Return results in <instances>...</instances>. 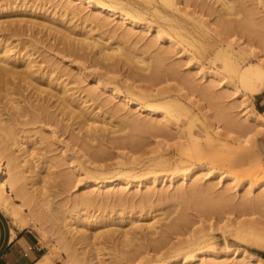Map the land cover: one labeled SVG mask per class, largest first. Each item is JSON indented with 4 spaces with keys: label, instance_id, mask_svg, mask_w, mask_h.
Listing matches in <instances>:
<instances>
[{
    "label": "rangeland",
    "instance_id": "374dc122",
    "mask_svg": "<svg viewBox=\"0 0 264 264\" xmlns=\"http://www.w3.org/2000/svg\"><path fill=\"white\" fill-rule=\"evenodd\" d=\"M234 1L223 31L217 0H0L1 45L51 87L66 83L77 108L75 118L73 105L19 78L0 100V149L19 172L15 186L78 264H264V116L238 71L264 59V0ZM94 38L121 45L116 59ZM158 100L172 103L174 118L153 111L163 110ZM185 171L199 175L183 180ZM109 179L122 181L93 186ZM0 206L27 223L1 196Z\"/></svg>",
    "mask_w": 264,
    "mask_h": 264
},
{
    "label": "bare ground",
    "instance_id": "6f19581e",
    "mask_svg": "<svg viewBox=\"0 0 264 264\" xmlns=\"http://www.w3.org/2000/svg\"><path fill=\"white\" fill-rule=\"evenodd\" d=\"M82 1H86V2H94L95 0H82ZM164 1V3L165 4H167L168 6H171V7H174V8H178V0H163ZM217 1H220L221 2V4H222V6H223V10H222V12H221V17L219 16V18H220V23H221V25L223 26V31H225V30H229V29H231L230 27V25H232L231 24V20L229 21V20H227V19H225V16L224 15H227V14H230L231 13V11H232V9L235 7V1L234 0H217ZM98 2V1H97ZM99 3H100V1H99ZM70 6V5H69ZM104 6V5H103ZM181 11V10H180ZM221 11V10H220ZM129 13L128 12H122L121 14H120V16H122V18H124V19H126V18H128L129 16ZM134 18V17H133ZM36 19V18H35ZM44 19V18H43ZM29 20V19H28ZM34 20V19H33ZM66 20V19H65ZM40 21V20H39ZM42 21V20H41ZM44 21V20H43ZM68 21V20H67ZM31 22L32 23H37V21H35V22H33L32 20H31ZM47 22V21H46ZM219 22V21H218ZM36 23H35V25H36ZM39 23V22H38ZM69 23V22H68ZM105 23V22H104ZM133 23V22H132ZM100 24V23H99ZM7 25V24H6ZM8 25H10V24H8ZM46 25V24H45ZM54 25V24H53ZM65 25V24H64ZM3 27V26H2ZM54 27V26H53ZM53 27H51V28H53ZM56 27V26H55ZM63 27V26H62ZM5 28V27H4ZM49 28H50V26H49ZM7 29H9L12 33H14L15 34V32L17 31V29H18V31H19V27H17L16 28V26H11V27H9V28H7ZM53 30V29H52ZM65 30V29H64ZM54 31H56L55 29H54ZM72 31H74V30H72ZM61 32V31H60ZM65 32V31H64ZM75 32V31H74ZM221 33H222V31H221ZM7 34V33H6ZM9 34V33H8ZM8 34H7V36H8ZM67 34H69L68 32H67ZM71 34V33H70ZM71 35H73V34H71ZM6 36V35H5ZM62 36V35H61ZM87 38L89 37V35L87 36V34L85 35ZM85 37V38H86ZM6 38V37H5ZM68 38V37H67ZM69 38H71V36H69ZM86 38V39H87ZM96 38V37H95ZM94 38V41L93 42H95L96 44H100V45H98L99 46V50L101 51V54L102 53H104V58L105 59H107V60H113V58H115V55H116V53H117V51H119L120 49H121V45H119L118 47H112V48H109V49H111V51H108V52H106L105 53V50H106V45L104 44V43H101V42H99V40H97V39H95ZM170 38H172V37H170ZM3 39L4 38H0V42L1 41H3ZM64 39H65V37H64ZM77 39V38H76ZM7 40V39H6ZM62 40H63V37H62ZM68 40H70V42H71V39H68ZM75 41V40H74ZM88 41V40H87ZM171 41V43H175V41L173 40V39H171L170 40ZM264 41V40H263ZM73 43V39H72V42H71V44ZM81 43H83V40H82V42H80V44ZM91 43V42H90ZM87 44H89L88 42H87ZM90 45V44H89ZM227 45L228 46H230L231 45V42H228L227 43ZM241 45V44H240ZM75 46V45H74ZM80 46V45H79ZM79 46H77V47H79ZM80 47H86L85 46V41H84V43L82 44V46H80ZM110 47V46H109ZM242 47V46H241ZM75 49H77L76 48V46H75ZM108 49V48H107ZM108 49V50H109ZM104 50V51H103ZM107 51V50H106ZM160 54H162V53H160ZM164 54V53H163ZM157 56H159L158 54H157ZM28 58H30V57H28ZM116 59V58H115ZM159 59H160V57H159ZM133 60V59H132ZM164 60V59H163ZM263 58L261 57V61L260 62H254V63H251V64H248V65H246V66H242V65H238V71H239V74H240V77H241V79H242V82L247 86V88H248V90L250 91V93H253V94H256L257 92H260V89L262 88V86H263V84H264V62H263ZM156 61V60H155ZM138 62H140V63H145V59L144 58H137V63ZM157 62H159V61H157ZM145 64H147V63H145ZM158 67V66H157ZM156 69V68H155ZM158 69L159 68H157V71H158ZM35 73H36V70L34 69V67H33V63L31 62V61H28V59H25L24 58V56L23 55H20V54H18V53H13V52H11V50H10V48L9 47H6V46H4V45H1V43H0V100H1V98L3 97V91H4V89H7V86L8 85H10V84H12V83H15L16 82V80H17V78H19V80L21 79V80H24L25 82L26 81H28V80H31V81H33V82H31V83H34V85L36 84V82H38L37 84H39V82L40 83H42V86H43V88H42V86H39V87H41L40 89V92L42 93V92H47L49 95H52V96H54V97H58L59 99H61L60 101H62V102H66V106H65V108L67 109L68 107L67 106H71V105H73L72 103V99L71 98H69L68 97V95H65V93H66V91H65V85H66V83L64 84V85H60V84H62V83H60L59 84V86H58V88H54V87H51L50 86V84L49 83H51L50 82V77L49 76H45V74H44V76H36L35 75ZM49 77V78H48ZM52 77V76H51ZM55 78V77H54ZM53 80H55V79H53ZM15 81V82H14ZM46 81V82H45ZM29 82V83H30ZM55 82V81H54ZM30 83V84H31ZM46 83V85L48 86L47 88H46V86L44 87V85L43 84H45ZM40 85V84H39ZM53 86H54V84H53ZM57 86V85H56ZM37 87V86H36ZM38 88V87H37ZM15 90H17V89H15ZM115 92H117V94H121L120 92H118V91H116V90H114ZM13 92H15L14 91V89H13ZM40 93V94H41ZM48 94H45V95H48ZM65 96H64V95ZM122 95V94H121ZM147 95H148V93H147ZM123 96V95H122ZM151 96V95H150ZM47 97V96H46ZM49 97V96H48ZM58 98H56V99H58ZM13 99V98H12ZM14 100V99H13ZM12 100V101H13ZM45 100V99H44ZM125 100L127 101V102H131V103H135V104H137L138 106H140V107H142V103L140 102V101H137V100H132V99H130V98H125ZM14 101H16V100H14ZM13 101V102H14ZM159 101V100H158ZM160 102V101H159ZM16 103V102H15ZM32 103V102H31ZM61 105H62V103H60ZM64 104V103H63ZM65 105V104H64ZM75 105V104H74ZM73 105V107L71 106L70 107V109L68 110V112L70 111L72 114H70L71 116H74L76 113L75 112H77V108H75L74 109V106ZM76 105H77V103H76ZM79 105V104H78ZM157 105L159 106V107H163V110H157V109H154L153 111H155V113H157V114H159V116H161V118L162 119H165V120H170V119H172V118H174L173 116H174V113L172 112L173 111V109H172V103L171 102H169V101H162V102H160V103H158L157 102ZM14 106L16 107V108H20L21 107V104H20V102L18 101L16 104H14ZM23 106V105H22ZM47 104L44 106L43 104L42 105H40V107H41V111H47ZM63 106V105H62ZM81 106V105H80ZM155 106V105H154ZM38 108V107H37ZM83 108V107H82ZM39 110V109H38ZM67 110H65V112H66ZM83 111V110H82ZM81 111V112H82ZM86 111V110H85ZM84 112V111H83ZM75 113V114H74ZM78 113H80L79 111H78ZM85 113H87V112H85ZM74 114V115H73ZM79 115V114H78ZM247 117H249V116H247ZM1 118V117H0ZM75 118H76V115H75ZM176 118V117H175ZM3 123V120L1 121V119H0V125L2 126V123ZM81 125H82V123H80ZM85 123L82 125V127L81 128H84L85 126ZM142 125V124H141ZM7 128H9V127H7ZM7 128H5V129H7ZM88 128V127H87ZM89 130V129H88ZM90 131V130H89ZM195 131V130H194ZM197 133V132H196ZM190 136H191V139H194V141H195V143L197 144V142H196V140H197V136H196V134L195 133H193V132H190ZM213 138V137H212ZM1 140V139H0ZM3 142V141H2ZM1 142V143H2ZM5 143H6V141H5ZM189 143V142H188ZM199 143V142H198ZM194 145V144H193ZM199 145V144H198ZM3 146V145H2ZM4 146H5V144H4ZM196 147H197V145H195ZM2 149H0V196H1V198H5V199H7L8 201H10L11 203H13L14 205H15V207H16V213H18L19 215H20V217L23 219V221L25 220V222L27 221V223H30L34 228H36V229H38L39 230V232L43 235V237L46 239V240H48L49 241V243H52L53 245H54V248L59 252L58 254H60V256H62V258L66 261V262H68V264H76L77 262H76V260H74L71 256V252L70 251H68L63 245H62V243L60 242V241H58L55 237H54V235H53V233H51V231L49 230V228L46 226V225H44L42 222H41V220L36 216V215H34L31 211H30V209H29V204L27 203V201H25L23 198H21V196H20V193L22 194V191H23V189H22V191H20V193H19V189H18V187H16L15 185H17V184H19L18 182H19V178H20V175H19V172L16 170V165L15 164H13L12 163V166H11V168L9 167L11 164H10V160L8 161L9 162V164H8V162L6 161V157L4 156V153H3V147H1ZM5 148H7V147H5ZM198 148H200V147H197V149H196V153H198V155H200V153L201 152H199V149ZM201 151V150H200ZM195 154V153H194ZM12 159H13V157H12ZM15 159V158H14ZM12 162H14V161H12ZM171 164V163H170ZM189 167H186V170L188 169ZM185 170V169H184ZM199 171H195V172H192V171H185V172H183L181 175H182V178H183V180H186L187 178H188V176L190 175V174H192V175H195V176H197V175H199V173H198ZM223 178V177H222ZM231 178V177H230ZM119 179V178H118ZM118 179H109V180H102V181H96V182H94L93 183V186H97V185H100V186H109V185H113V184H121L120 182L122 181V180H120V181H118V183H116V181L118 180ZM175 179V177H172L171 178V180H174ZM231 179H233V178H231ZM221 180V179H220ZM128 182H130V181H128ZM142 181H140V183H141ZM20 187V186H19ZM21 188V187H20ZM21 190V189H20ZM23 194H25L24 192H23ZM26 195V194H25ZM84 198H87V197H84ZM28 200H29V198H28ZM145 201V200H144ZM47 213V212H46ZM17 214V215H18ZM47 216V215H46ZM132 216V215H131ZM43 217V216H42ZM126 217H127V215H126ZM126 217H120L119 216V218H121V219H124V218H126ZM114 218V217H113ZM155 218V217H154ZM127 219V218H126ZM159 221V220H158ZM26 223V224H27ZM155 224H156V222H154ZM150 224V226H152L153 228H154V225L155 224ZM26 224H24V225H26ZM180 226V225H179ZM143 227V226H142ZM175 227H178V226H176L175 225ZM155 229V228H154ZM172 229V228H171ZM66 233H71L72 232V230L71 229H69V228H67L66 230ZM129 231V230H128ZM126 232L127 234L128 233H131V232ZM125 233V232H124ZM127 236H129V235H127ZM164 237V236H163ZM166 238V237H165ZM133 239V238H132ZM189 241V240H188ZM194 243V242H193ZM192 243V244H193ZM197 242L195 241V243L194 244H196ZM205 243V242H204ZM207 243V242H206ZM209 243V242H208ZM74 243L73 242H69L68 243V248H73L74 249V245H73ZM159 244V243H158ZM189 244V243H188ZM52 245V246H53ZM182 245V244H181ZM186 245V244H185ZM191 246V245H190ZM177 248V247H176ZM181 248V247H180ZM207 248H209V247H207ZM205 249V248H204ZM190 251H189V253L191 252V255H192V257L194 258L195 256H196V250L197 249H195V248H190L189 249ZM238 250V249H237ZM237 250H235V252L234 253H237V252H239V251H237ZM233 253V254H234ZM202 254H205V251H203L202 250ZM238 254V253H237ZM243 258H245V259H248V260H251V259H253L252 258V255H250V254H248V253H243ZM164 259V258H163ZM259 259H260V262H262V263H264V258L260 255L259 256ZM162 260V259H161ZM167 260H169V259H167ZM176 262H178V261H176V260H172V261H168V262H166V264H175ZM165 263V262H164ZM78 264V263H77ZM206 264V263H205ZM207 264H217V263H214L213 261L212 262H207ZM219 264V263H218Z\"/></svg>",
    "mask_w": 264,
    "mask_h": 264
},
{
    "label": "crops",
    "instance_id": "0c3cea01",
    "mask_svg": "<svg viewBox=\"0 0 264 264\" xmlns=\"http://www.w3.org/2000/svg\"><path fill=\"white\" fill-rule=\"evenodd\" d=\"M254 106L264 116V84L256 93ZM0 264H63V261L52 254L34 227L18 224L0 206Z\"/></svg>",
    "mask_w": 264,
    "mask_h": 264
},
{
    "label": "trees",
    "instance_id": "16d2710c",
    "mask_svg": "<svg viewBox=\"0 0 264 264\" xmlns=\"http://www.w3.org/2000/svg\"><path fill=\"white\" fill-rule=\"evenodd\" d=\"M259 254L264 257V252H259Z\"/></svg>",
    "mask_w": 264,
    "mask_h": 264
}]
</instances>
